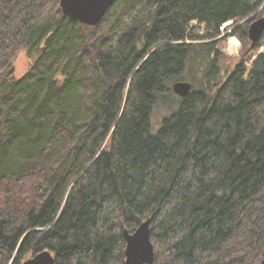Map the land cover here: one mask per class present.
Segmentation results:
<instances>
[{
  "label": "trees",
  "instance_id": "trees-1",
  "mask_svg": "<svg viewBox=\"0 0 264 264\" xmlns=\"http://www.w3.org/2000/svg\"><path fill=\"white\" fill-rule=\"evenodd\" d=\"M262 6L116 0L89 27L58 0H0V264L42 249L54 264H125L122 232L147 218L153 264H259L264 49L222 70L218 45L231 21L264 46L246 26ZM20 49L37 56L16 79ZM158 100L177 107L154 132Z\"/></svg>",
  "mask_w": 264,
  "mask_h": 264
},
{
  "label": "water",
  "instance_id": "water-1",
  "mask_svg": "<svg viewBox=\"0 0 264 264\" xmlns=\"http://www.w3.org/2000/svg\"><path fill=\"white\" fill-rule=\"evenodd\" d=\"M116 0H59L61 13L71 20H76L89 27L97 26ZM264 32V17L250 22L247 29L248 39L256 43ZM188 81H175L171 85L174 94L183 98L192 91ZM151 219L142 221L134 232L124 229L122 236L125 242V264H153L154 245L150 234ZM54 255L47 249H42L21 264H54ZM259 264H264V258Z\"/></svg>",
  "mask_w": 264,
  "mask_h": 264
},
{
  "label": "rangeland",
  "instance_id": "rangeland-1",
  "mask_svg": "<svg viewBox=\"0 0 264 264\" xmlns=\"http://www.w3.org/2000/svg\"><path fill=\"white\" fill-rule=\"evenodd\" d=\"M259 17H264V6L260 7L253 15L250 16L249 18L250 21L246 25L247 28L252 20L257 19ZM127 20H128V12L125 11L122 14L120 20L118 21L117 27L118 28L122 27L127 22ZM231 24H232L231 21L222 24L224 28L223 30H221V33L226 38L224 41H221L218 45V49L222 53L220 60V65L222 70L224 69L231 70V68L235 63L240 62L242 60L246 61V64L248 66L250 61L257 54V52L263 51L264 49V46H262L259 48L258 51L250 50L249 42L243 45L238 36L236 35L234 36L230 34ZM191 25L192 27L197 26L196 22H193ZM236 25L237 24H235V26ZM108 28H109V22L106 21V23L102 24L98 28V33L105 34ZM199 28L202 29L201 26ZM94 34L97 35L96 31L94 32ZM36 56H37L36 53H34L33 55H28L26 50L24 49L16 50L14 53H12L8 66L11 67L10 73H12L13 77L18 79L24 76L28 72L29 68L32 66ZM185 80L189 81L186 78L178 81H185ZM192 86L194 87L195 85L193 84ZM176 107L177 104L176 102L173 101L169 103L167 102L163 103L160 100H158V102L153 105L151 109V126L154 132L160 128L162 124V120L170 116V114L172 113L171 109L172 111H174ZM33 255H34L33 252L26 253L21 259V263L24 260L32 257Z\"/></svg>",
  "mask_w": 264,
  "mask_h": 264
},
{
  "label": "built area",
  "instance_id": "built-area-1",
  "mask_svg": "<svg viewBox=\"0 0 264 264\" xmlns=\"http://www.w3.org/2000/svg\"><path fill=\"white\" fill-rule=\"evenodd\" d=\"M223 28H224V26L222 25V26H220V30H223Z\"/></svg>",
  "mask_w": 264,
  "mask_h": 264
},
{
  "label": "bare ground",
  "instance_id": "bare-ground-1",
  "mask_svg": "<svg viewBox=\"0 0 264 264\" xmlns=\"http://www.w3.org/2000/svg\"><path fill=\"white\" fill-rule=\"evenodd\" d=\"M248 29V28H247Z\"/></svg>",
  "mask_w": 264,
  "mask_h": 264
}]
</instances>
